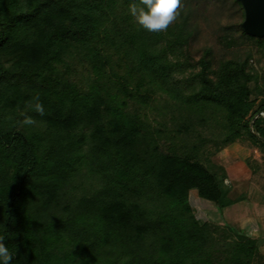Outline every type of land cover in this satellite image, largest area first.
Returning <instances> with one entry per match:
<instances>
[{
	"label": "trees",
	"instance_id": "obj_1",
	"mask_svg": "<svg viewBox=\"0 0 264 264\" xmlns=\"http://www.w3.org/2000/svg\"><path fill=\"white\" fill-rule=\"evenodd\" d=\"M198 1L150 32L128 12L139 0H0V237L10 264L264 263V238L231 226L220 234L189 200L195 190L221 212L245 198L230 195L224 166L203 161L208 143L246 132L264 149L252 53L215 58L206 47L194 68ZM158 94L169 100L161 119L149 114ZM37 98L43 115L31 108ZM22 113L35 124H21Z\"/></svg>",
	"mask_w": 264,
	"mask_h": 264
},
{
	"label": "rangeland",
	"instance_id": "obj_2",
	"mask_svg": "<svg viewBox=\"0 0 264 264\" xmlns=\"http://www.w3.org/2000/svg\"><path fill=\"white\" fill-rule=\"evenodd\" d=\"M182 7L178 15L186 12L185 0H181ZM198 32L194 33L188 42L187 51L193 64L202 55L203 49L212 48L215 58L228 57L235 54L252 53L250 62L257 72L258 87L253 90L254 107L264 98V41L245 40L237 24L244 18L240 6L233 0H199L196 9ZM228 33L232 40L225 42L219 36ZM195 64L194 68L197 69ZM176 76L181 77L180 74ZM167 96L156 97L150 107L151 118H162V113L168 107ZM133 104V105H137ZM264 114V112H263ZM218 127L214 124L208 126L206 134H212ZM203 156H208L206 163L213 162L222 165L227 170L225 181L230 185V195L244 196L243 203L218 211L214 202L200 197L195 190L189 192V200L194 213L200 222L209 221L219 227V233L226 226L234 231L252 237L264 238V149L260 143H254L246 132L238 139L227 145L215 148L212 143L205 147ZM241 201V200H240ZM264 242V241H263ZM264 251V243L262 245ZM260 250V251H262ZM263 251L261 252L263 255ZM258 256V255H257ZM254 257L253 264H257L258 257ZM264 264V263H263Z\"/></svg>",
	"mask_w": 264,
	"mask_h": 264
},
{
	"label": "clouds",
	"instance_id": "obj_3",
	"mask_svg": "<svg viewBox=\"0 0 264 264\" xmlns=\"http://www.w3.org/2000/svg\"><path fill=\"white\" fill-rule=\"evenodd\" d=\"M182 7L181 0H139V4L130 3L128 12L134 18L136 24L141 28L153 32L166 29L169 24L178 15V10ZM32 110L40 115L45 112L43 104L37 98L31 104ZM21 124L32 126L35 120L27 114H21ZM15 255L3 243V238L0 237V264H10Z\"/></svg>",
	"mask_w": 264,
	"mask_h": 264
},
{
	"label": "water",
	"instance_id": "obj_4",
	"mask_svg": "<svg viewBox=\"0 0 264 264\" xmlns=\"http://www.w3.org/2000/svg\"><path fill=\"white\" fill-rule=\"evenodd\" d=\"M244 11L240 22L243 30L258 37L264 36V0H238Z\"/></svg>",
	"mask_w": 264,
	"mask_h": 264
},
{
	"label": "crops",
	"instance_id": "obj_5",
	"mask_svg": "<svg viewBox=\"0 0 264 264\" xmlns=\"http://www.w3.org/2000/svg\"><path fill=\"white\" fill-rule=\"evenodd\" d=\"M243 203V200H241V201H237V202H235V203H233V204H231V205H228V206H226V207H224L223 209H227V211L230 209V208H232V207H234V206H236L237 204H239V203ZM222 209V210H223ZM263 241H264V239H263ZM264 243V242H263Z\"/></svg>",
	"mask_w": 264,
	"mask_h": 264
},
{
	"label": "flooded vegetation",
	"instance_id": "obj_6",
	"mask_svg": "<svg viewBox=\"0 0 264 264\" xmlns=\"http://www.w3.org/2000/svg\"><path fill=\"white\" fill-rule=\"evenodd\" d=\"M240 2V1H239ZM241 4V3H240ZM243 9V8H242ZM243 13H244V11H243Z\"/></svg>",
	"mask_w": 264,
	"mask_h": 264
}]
</instances>
